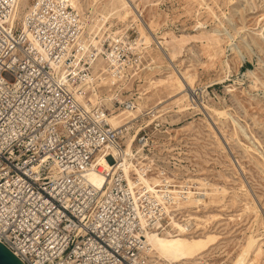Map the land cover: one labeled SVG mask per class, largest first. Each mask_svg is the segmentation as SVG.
<instances>
[{
	"label": "built area",
	"instance_id": "2783aa9c",
	"mask_svg": "<svg viewBox=\"0 0 264 264\" xmlns=\"http://www.w3.org/2000/svg\"><path fill=\"white\" fill-rule=\"evenodd\" d=\"M16 5L0 0V243L23 264H148L147 234L162 235L179 213L150 138L162 115L145 108L130 125L109 121L137 110L126 94L148 68L144 45L128 31L90 44L67 0H31L20 22ZM100 168L97 188L86 174ZM140 177L159 179L162 198Z\"/></svg>",
	"mask_w": 264,
	"mask_h": 264
},
{
	"label": "rangeland",
	"instance_id": "374dc122",
	"mask_svg": "<svg viewBox=\"0 0 264 264\" xmlns=\"http://www.w3.org/2000/svg\"><path fill=\"white\" fill-rule=\"evenodd\" d=\"M28 1L29 6L31 0ZM80 1L84 7L83 15L88 16V0ZM139 2L143 12L141 19L145 23L153 21L157 35L168 49V56L183 61L184 71L188 69L189 73H196L195 105L227 111L236 123L233 124L231 117L218 120L214 113L201 112L200 107L196 108L192 103H188L183 112L173 105L157 108L162 115V125L157 130L150 128V138L158 160L163 163L165 171L173 175L175 189L180 192L178 186L188 183L187 187L199 194L203 188L198 189L197 179H201L224 187L228 192L235 190L236 198L230 195L224 201L208 206V211L220 217L206 230L188 229L185 225L186 230L180 236L163 238L162 242L154 240L153 244L162 257L149 254L147 245V263L232 264L250 229L259 234L264 231L260 224H256L254 212L246 205L253 199L264 219V0ZM20 9L24 15L27 8L23 10L21 5ZM18 20L20 22L22 18ZM92 22L98 26L100 40L105 33L124 28L118 15L108 19L96 15ZM126 31L138 35L136 27H129ZM227 33L232 35L231 40ZM172 35L176 37L175 42L171 41ZM87 39L90 43V36ZM141 43L144 45L143 40ZM230 43L235 45V53L230 50ZM153 47L145 50V66L148 68L127 86L129 93L126 95L132 93L136 102L139 92L146 87V81L157 77L158 72L168 70L158 61L149 66L147 59L157 53ZM189 48H193L195 54ZM147 50H152L151 55ZM101 92L105 99H109L108 90L101 89ZM160 96L166 102L173 100L168 99L165 92ZM147 101L151 104L155 98ZM229 136H233L232 139ZM133 140L130 135L124 144L122 158L126 168L132 165L129 156ZM202 207L198 214L204 211ZM176 208L179 213L176 219L172 218L175 221L185 219L187 214H197L191 207ZM152 234H147L146 238Z\"/></svg>",
	"mask_w": 264,
	"mask_h": 264
},
{
	"label": "bare ground",
	"instance_id": "6f19581e",
	"mask_svg": "<svg viewBox=\"0 0 264 264\" xmlns=\"http://www.w3.org/2000/svg\"><path fill=\"white\" fill-rule=\"evenodd\" d=\"M73 8L79 13L84 25V33L86 38L90 36V44L97 46L100 43L99 36L97 35L98 26L92 22L94 16H100L104 19H108V17L112 16H120L123 23V29L116 31L124 32L129 29V27H136L138 32L139 41L143 40L144 45H146L145 49L154 45L153 49L157 52L154 56L149 57L148 62L150 63L149 66H153L154 62L158 61L160 64H164V67H167V71H162L161 73L158 72L157 77L149 78L146 81V87L139 92V96L137 99H141L138 102V107L136 111H121L120 114H113L110 117V123L113 127H120L123 124H129L137 112H140L144 108H164L165 106L173 105L178 108V111L183 112L187 110L185 107L188 103L195 102L194 95L196 94L195 82H196V73H189L188 69L184 71L183 61L179 62L178 58H171L167 54V47L164 46V43L160 40V37L156 33L155 25L153 21H146V23L141 19L143 16V12L141 10V0H88V6L90 8L89 15L84 16V7L81 4L80 0H67ZM28 0H17V5L14 11L13 19L16 21L18 19L21 20L23 12L20 9V6H23V10L28 7ZM139 12L141 14H139ZM19 21V20H18ZM217 33H221L220 30H217ZM228 34V33H227ZM228 38L231 40L232 35L228 34ZM263 37V36H261ZM176 37L172 35L171 41L175 42ZM233 38V37H232ZM141 39V40H140ZM86 44L88 42L86 41ZM142 44V43H141ZM230 50L232 53H235V45L230 43ZM147 50V54H150V51ZM189 51H192L195 54L193 48H189ZM231 53V54H232ZM151 55V54H150ZM149 55V56H150ZM197 56V55H196ZM147 62V63H148ZM181 66V67H180ZM97 67L101 70H104V64L102 60L97 62ZM162 67V66H161ZM161 70V69H160ZM177 71L182 74V78L178 75ZM115 78L106 79L105 83H114ZM258 81V80H257ZM123 84V82L121 83ZM263 84V83H262ZM166 93L168 95V99H173L172 102H166L165 100L161 99L160 94ZM155 98V102L149 104L147 99ZM147 101V102H146ZM154 106L152 107V105ZM193 104V103H192ZM202 105V104H201ZM196 105L195 107H200L199 110L201 112H208L210 115L214 113L218 120L223 119L227 120L231 117L233 124L235 125V119L228 114L227 111H218L213 109L207 105L201 106ZM165 109V108H164ZM168 111H170L168 109ZM212 112V113H211ZM233 136H229V139H232ZM129 144V143H128ZM132 144V143H131ZM131 146V145H130ZM129 147V145H128ZM248 149V147H247ZM128 155V154H127ZM121 156H123V151ZM124 157V156H123ZM98 161V165L102 166L104 169H109V163L107 160L100 158ZM124 162V161H123ZM126 162V161H125ZM103 168H100L98 172L89 171L86 174V178L88 182L97 187L101 188L105 182V179L101 175ZM238 170V169H237ZM141 182L146 185V188L151 191L157 198H162V192L159 189H155L156 186H159V179L155 177H140ZM198 189L203 190L201 193L196 194L192 192L188 187H180V192L176 189L171 191L175 195V202L178 209H183L187 207L193 208L196 215L187 214L185 215V219L183 220H173L170 218V225L169 228L164 229L163 234L161 237L156 234H152L146 238V243L149 246V254L158 255L162 257L160 250L153 244V241H163V238H173L182 235L184 227L186 226L191 227L192 229H200L206 230L208 226H211L213 222L218 219L220 216L212 211H208L209 205L220 203L224 201L228 196L235 197V190L228 192V190L224 187L209 184L204 182L201 179H197ZM180 186V185H179ZM187 189V190H186ZM185 190V191H184ZM243 190V189H242ZM184 191V192H181ZM248 196V193L245 194ZM182 197V198H181ZM207 198V200L205 199ZM247 208L250 209L255 214V221L256 224H260L264 229V219L260 217V210L257 208L255 201L252 199L249 202H246ZM204 211L201 214L200 207ZM172 207V206H171ZM169 210V208H168ZM188 212L187 210L185 211ZM193 213V214H195ZM184 223V224H183ZM186 225V226H185ZM261 232V231H260ZM154 251V252H153ZM238 255L232 260V264H264V231L262 234H259L252 231L250 229L249 234H247L244 238V243L239 246ZM200 264H204L200 262ZM208 264V263H206Z\"/></svg>",
	"mask_w": 264,
	"mask_h": 264
},
{
	"label": "water",
	"instance_id": "95a60500",
	"mask_svg": "<svg viewBox=\"0 0 264 264\" xmlns=\"http://www.w3.org/2000/svg\"><path fill=\"white\" fill-rule=\"evenodd\" d=\"M0 264H23L11 251L0 243Z\"/></svg>",
	"mask_w": 264,
	"mask_h": 264
}]
</instances>
